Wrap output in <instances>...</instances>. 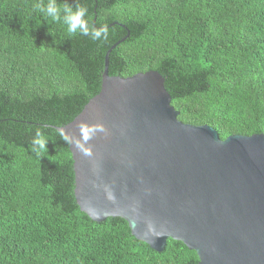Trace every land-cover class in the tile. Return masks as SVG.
I'll return each mask as SVG.
<instances>
[{
	"label": "trees",
	"instance_id": "16d2710c",
	"mask_svg": "<svg viewBox=\"0 0 264 264\" xmlns=\"http://www.w3.org/2000/svg\"><path fill=\"white\" fill-rule=\"evenodd\" d=\"M48 0H0V264H198L168 238L162 251L127 220H93L75 197L72 121L109 74L154 69L178 118L221 138L264 134V0H56L87 7L106 41L70 35L39 12ZM39 129L49 143L30 145Z\"/></svg>",
	"mask_w": 264,
	"mask_h": 264
},
{
	"label": "water",
	"instance_id": "95a60500",
	"mask_svg": "<svg viewBox=\"0 0 264 264\" xmlns=\"http://www.w3.org/2000/svg\"><path fill=\"white\" fill-rule=\"evenodd\" d=\"M119 42L105 54L100 91L56 126L72 141L81 210L124 218L157 251L180 240L198 264H264V134L221 138L180 120L159 71L109 74Z\"/></svg>",
	"mask_w": 264,
	"mask_h": 264
},
{
	"label": "clouds",
	"instance_id": "9594fccd",
	"mask_svg": "<svg viewBox=\"0 0 264 264\" xmlns=\"http://www.w3.org/2000/svg\"><path fill=\"white\" fill-rule=\"evenodd\" d=\"M35 7L39 12L43 13L47 17L52 18L53 20L62 19L63 23L67 26V32L70 35L79 34L83 36H89L94 41H106L108 39L109 31L107 25H102L100 27L90 26L88 9L79 3H77L75 6L65 3L61 8L57 5L56 0H48L46 5L43 3H38L35 5ZM97 130L104 131L103 127L99 125L90 131L94 133ZM57 134L65 142H72L69 135H67L63 130L57 129ZM48 143L49 141L45 135L39 129H37L35 136L31 141V151L39 156L42 152H46L48 150ZM76 146H80L79 142L76 143ZM85 154L88 153L86 152Z\"/></svg>",
	"mask_w": 264,
	"mask_h": 264
}]
</instances>
